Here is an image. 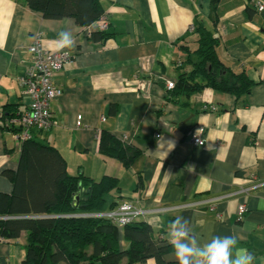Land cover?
Listing matches in <instances>:
<instances>
[{"label": "crops", "instance_id": "0c3cea01", "mask_svg": "<svg viewBox=\"0 0 264 264\" xmlns=\"http://www.w3.org/2000/svg\"><path fill=\"white\" fill-rule=\"evenodd\" d=\"M100 3L109 36L93 40L97 20L82 26L72 17L44 18L24 0H0V108L12 104L17 114L27 108L21 78L37 34L45 49L57 50V33L72 32L75 46L66 49L72 59L54 75L62 93L50 103L51 126L31 135L56 147L71 175L116 176L118 189L107 203L126 199L145 210L136 220L150 224L154 237L169 241L168 225L182 216L201 245L215 235H236L237 248L252 253L253 264H264V0H219L214 8L211 0ZM196 20L215 30L219 58L244 68L255 82L247 95L211 88L188 97L169 95L167 82L175 84L184 59L178 45H193ZM102 131L138 151L129 167L99 151ZM190 131H201L203 145L191 142ZM14 133L0 129L5 193L12 183L2 172L16 169L20 150ZM246 187L253 188L244 196L239 189ZM243 201L246 212L239 218ZM118 229L120 246L127 247ZM25 236L0 242V264L22 263ZM162 258L177 264L173 250Z\"/></svg>", "mask_w": 264, "mask_h": 264}, {"label": "trees", "instance_id": "16d2710c", "mask_svg": "<svg viewBox=\"0 0 264 264\" xmlns=\"http://www.w3.org/2000/svg\"><path fill=\"white\" fill-rule=\"evenodd\" d=\"M24 1L44 18L72 17L82 26L104 13L100 0ZM218 1L211 0L213 8ZM192 34L193 45H178L184 56L181 65H189L190 69L177 67L176 82L169 95L188 97L204 88L236 98L247 95L255 82L244 68L236 70L219 58L215 30L196 20ZM108 36L106 30H95L90 38L103 40ZM17 111L12 104L0 108V129L19 130L11 124ZM99 151L117 158L125 167L138 154L106 131L99 135ZM2 173L11 181L12 189L9 193L0 191V216H8L0 218V238L5 242L26 233L21 264H140L148 259L164 264L163 255L173 250L169 241L154 237L153 227L141 220L120 227L128 243L121 248L117 225L105 217L83 215L116 205L108 204L107 196L118 189V178L103 175L94 180L83 172L71 175L58 149L32 135L20 142L16 169Z\"/></svg>", "mask_w": 264, "mask_h": 264}, {"label": "built area", "instance_id": "2783aa9c", "mask_svg": "<svg viewBox=\"0 0 264 264\" xmlns=\"http://www.w3.org/2000/svg\"><path fill=\"white\" fill-rule=\"evenodd\" d=\"M258 8L262 9L263 6L259 5ZM108 24V20L102 15L97 19L94 27L96 30L102 31L108 28ZM191 30H193V27H191ZM42 36L41 33H38L34 42L30 45L29 52L31 60L25 68L24 75L21 78L24 87L23 93L28 100V106L11 121L19 128L14 135L20 141L29 138L32 130L44 133L51 126L52 116L50 112V103L62 93L61 87L54 81V75L72 59V56L66 50L57 51L45 49L41 42ZM173 86V81L167 82L168 89ZM209 108L216 109L214 106H210ZM81 119L82 115L78 114L76 116V127L82 126ZM158 135L159 134H157V136ZM189 136L194 145H203L204 137L202 136L201 131H190ZM124 138H126L125 135H123L122 139L124 140ZM251 188L253 187L241 188L239 189V192L243 193L244 196H247ZM175 208L176 207H169L167 209ZM145 212V210L135 206L131 201L125 199L120 201L114 208L97 212H87L83 215L105 217L118 227H123L124 225L135 221ZM237 212L239 218L244 215L246 212L245 201L238 205ZM7 217L8 216H0V218ZM1 240L2 238H0V242H2Z\"/></svg>", "mask_w": 264, "mask_h": 264}, {"label": "clouds", "instance_id": "9594fccd", "mask_svg": "<svg viewBox=\"0 0 264 264\" xmlns=\"http://www.w3.org/2000/svg\"><path fill=\"white\" fill-rule=\"evenodd\" d=\"M74 46L72 32L61 30L57 33V51ZM168 227L177 264H253V254L247 249L237 248L236 235H215L207 244L201 245L191 234L189 221L184 217L178 216Z\"/></svg>", "mask_w": 264, "mask_h": 264}, {"label": "water", "instance_id": "95a60500", "mask_svg": "<svg viewBox=\"0 0 264 264\" xmlns=\"http://www.w3.org/2000/svg\"><path fill=\"white\" fill-rule=\"evenodd\" d=\"M76 200H78V197L76 196ZM78 203V201H76V204Z\"/></svg>", "mask_w": 264, "mask_h": 264}]
</instances>
